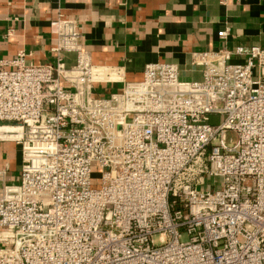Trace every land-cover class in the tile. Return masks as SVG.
<instances>
[{"label":"built area","instance_id":"obj_1","mask_svg":"<svg viewBox=\"0 0 264 264\" xmlns=\"http://www.w3.org/2000/svg\"><path fill=\"white\" fill-rule=\"evenodd\" d=\"M49 26L53 62L0 58V141L21 157L16 182L0 168V264H264V47L128 81L77 21Z\"/></svg>","mask_w":264,"mask_h":264},{"label":"crops","instance_id":"obj_2","mask_svg":"<svg viewBox=\"0 0 264 264\" xmlns=\"http://www.w3.org/2000/svg\"><path fill=\"white\" fill-rule=\"evenodd\" d=\"M58 17L78 22L94 65L121 66L128 81L153 62L175 63L183 79H199L193 51L264 47V0H0V58L24 50L34 63L53 62L49 25ZM223 29L226 40L217 35ZM20 164L15 143L0 141L7 181H17Z\"/></svg>","mask_w":264,"mask_h":264},{"label":"rangeland","instance_id":"obj_3","mask_svg":"<svg viewBox=\"0 0 264 264\" xmlns=\"http://www.w3.org/2000/svg\"><path fill=\"white\" fill-rule=\"evenodd\" d=\"M228 137H231L232 138V140H234L235 138V136H234V134H232V133H229L228 134ZM92 171H93V173H94V175H93V185H96V182H97V178H96V175H95V173L97 172V169L95 168V166H93V169H92Z\"/></svg>","mask_w":264,"mask_h":264}]
</instances>
